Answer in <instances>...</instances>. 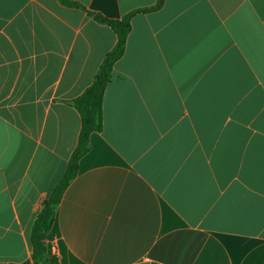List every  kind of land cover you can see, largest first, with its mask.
<instances>
[{
    "label": "crops",
    "instance_id": "0c3cea01",
    "mask_svg": "<svg viewBox=\"0 0 264 264\" xmlns=\"http://www.w3.org/2000/svg\"><path fill=\"white\" fill-rule=\"evenodd\" d=\"M0 0V264L77 147L67 102L158 0ZM103 130L64 192L49 264H264V0H164L131 20Z\"/></svg>",
    "mask_w": 264,
    "mask_h": 264
},
{
    "label": "trees",
    "instance_id": "16d2710c",
    "mask_svg": "<svg viewBox=\"0 0 264 264\" xmlns=\"http://www.w3.org/2000/svg\"><path fill=\"white\" fill-rule=\"evenodd\" d=\"M68 7H81L71 0H60ZM164 0H158L157 4L150 8L136 10L120 20H109L103 16L86 11L88 16L99 24L108 26L116 35L117 41L114 48L106 55L92 85L85 92L67 102L81 116V130L78 144L66 167L65 174L56 185L53 192L44 202V207L37 217L30 236L32 247V261L23 264H49L46 238L52 231L57 208L62 200L64 192L76 178L80 160L90 151V136L103 130L104 123V95L110 83L116 63L124 56L128 36L132 30L131 20L137 13L149 14L162 9Z\"/></svg>",
    "mask_w": 264,
    "mask_h": 264
}]
</instances>
